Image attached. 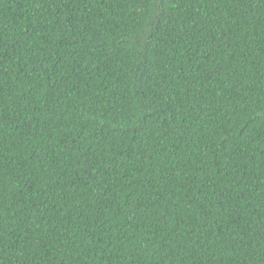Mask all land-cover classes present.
<instances>
[{
    "label": "trees",
    "instance_id": "trees-1",
    "mask_svg": "<svg viewBox=\"0 0 264 264\" xmlns=\"http://www.w3.org/2000/svg\"><path fill=\"white\" fill-rule=\"evenodd\" d=\"M0 264H264V0H0Z\"/></svg>",
    "mask_w": 264,
    "mask_h": 264
}]
</instances>
